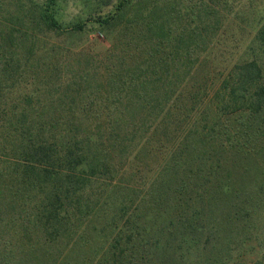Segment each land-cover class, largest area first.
Listing matches in <instances>:
<instances>
[{"label":"trees","instance_id":"obj_1","mask_svg":"<svg viewBox=\"0 0 264 264\" xmlns=\"http://www.w3.org/2000/svg\"><path fill=\"white\" fill-rule=\"evenodd\" d=\"M58 1L0 20V264H175L176 254L183 264L202 255L200 239L189 240L195 251L177 252L175 244L188 242L185 234L200 238L207 213L226 203L232 215L251 217L250 196L258 204L264 194L225 195L258 155L238 145L255 135L250 119L264 123V63L254 51L264 53V26L211 96L220 117L208 121L203 109L194 123L183 118L174 137L173 100L211 43L213 6L200 0L185 15L181 0H141L126 24L121 2L97 22L123 28L126 40L119 36L123 43L102 55L74 50L61 69L52 47L54 68L38 57L34 34L81 32L85 23L62 28ZM238 113L247 115L240 130ZM140 151L156 160L141 162V190L128 191L121 182H134L128 161ZM259 151L264 162V144ZM221 232L210 225L207 235L217 240ZM247 239L259 236L248 232L240 243Z\"/></svg>","mask_w":264,"mask_h":264},{"label":"rangeland","instance_id":"obj_2","mask_svg":"<svg viewBox=\"0 0 264 264\" xmlns=\"http://www.w3.org/2000/svg\"><path fill=\"white\" fill-rule=\"evenodd\" d=\"M45 1L46 0H0V20L7 18V21L9 19L8 14L15 10H19V8L26 9L32 7L35 3L43 6ZM124 1H127L125 7L128 10V16H125L123 20L128 24L127 21L130 19L132 20V16L137 12L138 7L141 8V0H59L56 8V15L61 27L67 29L78 22H84L85 26L81 32L47 34V36L38 32L34 34V31H32L33 29L29 30L28 32L38 36V44H40L41 48L37 52L38 57L41 58L46 65L48 64L50 68H54V62L58 60V67L65 69L63 67L65 64L64 60L72 59V51L74 50H82L91 52L95 55H102L113 41L116 40L118 44L123 43V41L119 40V36H121L123 40H126L125 36L122 35L123 28L119 29L117 26H111V28H109L110 30H104L100 27L97 20L110 13L113 14L117 5ZM199 1L200 0H181V12L187 15L186 12L188 8L185 10L186 6H194V4ZM204 2L207 6L212 5V10H214L216 14V17L213 19V25L207 33V35L209 34L208 36L211 39V43L200 53V60L195 69L192 70V74L178 91V96L176 95L177 97L173 100L176 105V114L179 115V118L176 120V132H173L174 137H178L180 133V126H183V123L181 124L183 118L187 122L191 121V123H194L197 118L202 116L201 112L203 109L208 121L220 117L215 104L209 102L211 96L227 74L229 67L236 61L237 57L254 45L251 43L252 39L256 36L258 29L264 26V0H206ZM241 10H245L244 13H242ZM16 26V29L20 30V32H26L24 27L19 25ZM16 33L19 34V32ZM127 36L130 38L131 34ZM125 46L135 48V43L132 42ZM256 46L260 47L257 43ZM48 47H52L56 50L57 54L54 56V58H56L54 62L52 57L49 56V52L47 53ZM254 51L256 54L263 56L261 62L264 63V53L258 48H255ZM241 113L233 116V118H237L235 125L238 130L243 127L241 126L242 121L244 125L247 123V115L245 113L241 115ZM223 118H225V116ZM223 118L219 120H223ZM230 118H232V116H230ZM258 119H250L252 120L250 123V125H252V132H255V135L247 142L241 139L238 145L245 150H247V146L254 147L258 150V155L253 157L251 161H247L245 172L239 171L240 175H242L241 179L238 180V177L232 178L235 184H233V188H231L230 191L227 190L228 192L225 193V195H228L227 197L236 195L239 198L248 195V191L255 195H257L258 192L263 193L264 162H262V158H260L263 155L259 151V146L264 144V135H262V133H264V123L261 124L262 121L260 120L261 122H258ZM250 120H248V122ZM259 124H261V127H259ZM216 151L217 150L214 149V154H212L216 155ZM162 155H166V152L163 150ZM155 160L156 157L148 152L140 151L134 154L128 161V167H133L135 170L137 169L136 176L132 178L134 182L132 185H128L127 182H121V184L124 185L125 188H128V191L133 189L139 192L142 186L141 162L143 164H149ZM205 161H207L208 164L213 163L212 159ZM240 166L242 167L243 163H240ZM147 167L148 166L143 168ZM249 167H253V169L249 170ZM199 191H201V188ZM258 196L261 197V202L258 204L255 203L256 198L250 196L252 198L251 204L256 206V210L251 215L252 218L243 216L237 209H235L237 210V215H232V212L225 206L227 203L221 205V211L215 214L212 213L210 218V213H207L206 219H208L210 223L214 220L216 222L215 225L206 222L204 228L201 227L200 229V231L202 230L200 238H198L196 234H185L184 236L188 242L184 241L179 245L175 244L179 247L177 252H186L187 249L190 248H193L190 249L191 251H195L193 243L189 240L198 241L200 239L203 245L207 246V248L203 249L202 255L196 252L193 254L189 253L190 255L185 257L183 264H197L206 261H208L209 264H253L257 261H261V264H264V259L261 256L262 252L259 249L261 246L264 247V242H259L260 236L264 234V194ZM210 225H212V227H219L223 231L217 237V240L211 239V237L207 235ZM176 231L177 229L174 230V233ZM253 231H256L259 239H247L244 244H241V240L248 235V232L252 233ZM243 232L247 233V235L244 236ZM184 236L182 237L183 239ZM212 241L215 242L213 244L205 243ZM201 242L199 243L200 245ZM190 243L192 244L190 245ZM225 248H227V253L225 252ZM175 256V264H182L179 261L178 254Z\"/></svg>","mask_w":264,"mask_h":264}]
</instances>
